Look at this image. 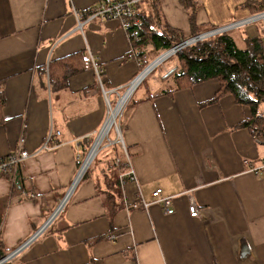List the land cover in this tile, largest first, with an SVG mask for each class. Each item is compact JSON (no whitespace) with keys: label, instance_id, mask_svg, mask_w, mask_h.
Instances as JSON below:
<instances>
[{"label":"crops","instance_id":"0c3cea01","mask_svg":"<svg viewBox=\"0 0 264 264\" xmlns=\"http://www.w3.org/2000/svg\"><path fill=\"white\" fill-rule=\"evenodd\" d=\"M109 1L0 0V157L19 148L35 152L50 129L59 131L51 148L0 175V242L7 253L54 212L103 123L106 105L92 61L105 87L121 90L156 56L151 46L133 51L116 19L92 18L78 28L74 9ZM243 1L195 0L197 28L250 15ZM156 8L159 14L142 6L184 37L191 34L181 0H156ZM230 31L238 47L246 37L264 46V22ZM80 51L90 67L63 87L51 86L49 68ZM175 68L170 60L164 78ZM145 81L120 120L128 167L119 147L118 154L109 146L98 155L62 209L10 264H264V172H248L244 163L264 159V141L238 126L249 108L228 94L209 102L216 79L181 89ZM126 168L135 180L115 187ZM156 188L172 197L171 212L152 202ZM142 199L147 207H133ZM191 201L197 216L189 214Z\"/></svg>","mask_w":264,"mask_h":264},{"label":"trees","instance_id":"16d2710c","mask_svg":"<svg viewBox=\"0 0 264 264\" xmlns=\"http://www.w3.org/2000/svg\"><path fill=\"white\" fill-rule=\"evenodd\" d=\"M181 3L188 12L191 29L188 37L160 22L158 16L145 13L142 9L143 5L154 7L159 14L156 0H140L135 6V15L139 22L137 24L139 39L132 44L133 51L151 46L152 54L158 55L189 37L218 27L210 25L197 28L195 0H181ZM241 6L254 14L264 10V0H244ZM170 60H173L176 66L170 74L173 89L191 87L205 80L216 79L218 90L209 102H214L220 96L228 94L237 104L247 106L249 117L242 120L238 126L247 127L254 138L264 141V46L259 37H246L244 45L238 47L230 32L224 31L190 43L177 50ZM89 67L88 56L83 51L76 52L56 60L48 70V81L53 87H63L69 76ZM102 83L105 86L103 79ZM113 149L115 154L119 153L118 146H111L110 150ZM7 173L11 172L6 171L1 175ZM118 183L116 177L112 184L116 187ZM5 254L7 252L0 242V258ZM2 264H10V262L6 261Z\"/></svg>","mask_w":264,"mask_h":264},{"label":"built area","instance_id":"2783aa9c","mask_svg":"<svg viewBox=\"0 0 264 264\" xmlns=\"http://www.w3.org/2000/svg\"><path fill=\"white\" fill-rule=\"evenodd\" d=\"M139 1L140 0H112L109 2H100V3L88 8L84 11H79L77 9H74V15H75L77 22H78V28L81 29L83 22L85 20L92 19V18L116 19L120 23L121 28L125 31L128 39L132 45L135 41H137L139 39V30L137 27V24L139 22H138L136 15H135L136 14V7L135 6L137 5V3ZM260 20H264V10L260 11V12H256L254 14H250V15L245 16L243 18H239V19L230 21L226 24H223V25H220V26L215 27L213 29H210L208 31L202 32L200 34H197L196 36L189 37V38L183 40L182 42L175 44L174 46L170 47L169 49L163 51L162 54L160 53L161 55L158 58H155L150 63L151 65L148 68H146V69H145V67L142 68L140 70V72L138 74H136L134 76V78L131 79L124 86V89L122 90V92H120V93L116 92V95H115L116 97L114 99H116L117 103H118L127 94V96L125 97V100L123 102V105H124L125 102L129 99V97L133 94L135 89L144 80L145 76L154 67H156L158 64H160L161 62H163L164 60H166L170 56L174 55L177 50L189 45L190 43H193L197 40H200L202 38L212 36V35L224 32V31H230L234 28H238L240 26H243V25H246L249 23H253V22H257ZM92 67L94 68V70L97 74L98 86H99V89L101 92V96H102V98H103V100L107 106L106 116H105V119H104L101 127L95 133V138L93 139V142H92L88 152L86 153L82 162L80 163L78 171H77L69 189L67 190V192L69 190H71V188L74 187V185H76V183L80 180V178L83 176L86 169L88 168L89 164L91 163V161L95 157L96 153L103 146L117 145L119 147L120 151L122 152V157H123V160L125 162V165L127 167L129 165V155H128L127 149H126V147L122 141L121 129L119 130L117 128V123L115 122L117 114L119 113V111H118V113L116 114L114 122L110 125L109 129L104 134H102L101 138L99 139L95 154L93 155V157L88 161L87 165L85 166L87 159H88V157L92 151V148L95 145L99 135L101 134L102 129L104 127V124H105L109 114L111 113V110L114 108L113 107L111 109V107H112L111 106V103H112L111 93L114 91L112 89L107 90L103 87V85L100 81L99 75H98L99 74L98 69H97V67L93 61H92ZM117 103H116V105H117ZM119 122H120V120L118 121V123ZM111 130L115 131L114 139L109 137L110 136L109 132ZM54 133L59 134V131L53 132V130L50 129L46 138H45V142H43V144L41 145L39 150H36L35 152H28L27 150L19 148L18 150L11 152L4 157H0V175L6 171L14 172L15 170H17V168L19 167L21 162L24 161L29 156L36 154L43 149L51 148L52 146H49L48 143L52 140ZM103 141H107V143L105 145L101 146V143ZM22 142H23V138L20 137L19 143H22ZM119 161L120 160L117 158L116 162L118 163ZM244 163L246 165V170L248 172L255 173V174H260V173L264 172V159L259 160L257 162H250L248 160H244ZM134 180H135V175H134V172L131 170V168H126L125 171H122L118 174V182H119L120 187H123L126 184V182H130V181H134ZM151 195L153 197L152 202L160 203L163 206V209L166 213L171 212V210L169 209L168 206L170 205V201H171L172 197L161 195V189H159V188H156L154 191H152ZM61 203H62V200L59 202V204H61ZM59 204H58V206H59ZM139 204H140V206L142 205L143 207H147L149 202H146L142 199L139 202L134 203L133 207H137ZM62 207L60 205L59 211L62 209ZM188 211H189V214L191 216H197L199 213L196 205L192 201L190 202V204L188 206ZM42 230L39 229L36 232H34V234L28 240H26L23 243L24 245L21 244L20 246L23 245L22 246V248H23L27 244L26 242H30L33 239H35L41 233ZM108 237L113 238V235H109ZM14 255L10 256L5 261H0V264L10 260Z\"/></svg>","mask_w":264,"mask_h":264},{"label":"rangeland","instance_id":"374dc122","mask_svg":"<svg viewBox=\"0 0 264 264\" xmlns=\"http://www.w3.org/2000/svg\"><path fill=\"white\" fill-rule=\"evenodd\" d=\"M264 21H262V20H260V21H258V22H253V23H249V24H258V23H263ZM247 25V24H246ZM246 25H243V26H246ZM243 26H240V27H243ZM240 27H238V28H240ZM231 33H232V31H230ZM234 32V31H233ZM215 35H217V34H215ZM213 36V35H212ZM162 53V52H161ZM152 55H154V54H151V57H153ZM159 55V54H158ZM158 55H156L155 57H153L151 60H146L147 62L145 63V66L147 65V64H149L153 59H155ZM174 55H172V56H170L169 58H167L166 60H164L163 62H161L160 64H158L156 67H154L146 76H145V79H146V81H145V84H147L149 87H153V86H155V87H160V88H167V87H169L171 84H173L172 83V80L171 79H169V80H167L168 79V77H166V78H164V76L166 75V73H167V69H168V66H169V62H170V58L171 57H173ZM144 66V67H145ZM99 72V71H98ZM99 75V78H100V81H101V83H102V78H101V76H100V74H98ZM169 76H171V75H169ZM171 78V77H170ZM97 84H98V80H97ZM102 85H103V83H102ZM103 87L105 88V89H107V90H111V89H108V88H106L104 85H103ZM124 89V86L121 88V90H119V89H116V88H114V89H112L114 92H112L111 93V100H112V103H111V109L113 108V107H115V105H116V103H117V100L116 99H112V94L114 93L115 95H116V92L117 93H120V92H122V90ZM137 93L139 94L140 93V89H138V91H137ZM133 95V94H132ZM132 95L129 97V99L125 102V104L122 106V108L119 110V113L117 114V117H116V120H115V122L117 123V128L120 130V129H122V125H121V121H120V124L118 123V121L119 120H121V118L123 119L124 117H122V116H124L123 114H124V112H125V108H126V106H127V104H128V102H129V100H130V98L132 97ZM116 97V96H115ZM114 97V98H115ZM105 103V102H104ZM105 105H106V103H105ZM106 110H107V106H106ZM110 112V111H109ZM105 116H106V114H105ZM105 119V118H104ZM104 121V120H103ZM101 127V126H100ZM99 130V129H98ZM97 130V131H98ZM109 137L110 138H113L114 139V137H115V131L114 130H111L110 132H109ZM95 138V135L93 136V139ZM92 142H93V140H92ZM107 143V141H103L102 143H101V146H103V145H105ZM92 144V143H91ZM91 146V145H90ZM111 147V146H110ZM109 151V146H103L101 149H99V151L97 152V154L95 155V157L93 158V160L91 161V163L97 158V156L98 155H100L101 153H107ZM108 154V153H107ZM83 158H84V155L83 156H81L80 158H79V160H80V163L82 162V160H83ZM90 163V164H91ZM89 164V165H90Z\"/></svg>","mask_w":264,"mask_h":264},{"label":"bare ground","instance_id":"6f19581e","mask_svg":"<svg viewBox=\"0 0 264 264\" xmlns=\"http://www.w3.org/2000/svg\"><path fill=\"white\" fill-rule=\"evenodd\" d=\"M126 96H127V94H126V95H125V96H124V97H123V98L117 103V105L111 110V113L109 114V116H108V118H107V120H106V122H105V124H104V127H103V129H102V132H101V134L99 135V137H98V139H97L95 145H94L93 148H92V151H91V153H90V155H89V157H88V159H87V162H86L85 166L87 165L88 161H89V160L93 157V155L95 154V152H96V147L98 146V141H99V139L101 138L102 134H104V133L109 129L110 125L114 122L115 117H116V114L118 113L119 109L122 107L123 102H124ZM70 192H71V190L69 191V193H70ZM68 195H69V194H68ZM65 201H66V200H65ZM65 201H63V202L61 203V207L64 205Z\"/></svg>","mask_w":264,"mask_h":264},{"label":"water","instance_id":"95a60500","mask_svg":"<svg viewBox=\"0 0 264 264\" xmlns=\"http://www.w3.org/2000/svg\"><path fill=\"white\" fill-rule=\"evenodd\" d=\"M162 54V53H161ZM161 54H159L156 58H158ZM154 60V59H153ZM152 60V61H153ZM151 61V62H152ZM150 62V63H151ZM147 64L146 66H145V69L146 68H148L151 64ZM144 69V70H145ZM75 186V185H74ZM74 187H72L71 188V190L73 189ZM70 191V190H69ZM69 191L68 192H66V194H65V196L62 198V202L63 201H65L66 199H67V197H68V194H69ZM60 205L61 204H59V206L55 209V211L47 218V220L44 222V224H43V226L40 228V230H42V229H44L47 225H48V223L52 220V218L58 213V211H59V209H60ZM26 243H28V242H26ZM25 243V244H26ZM24 245V244H23ZM22 245V246H23ZM22 246H19L17 249H15V250H13V251H11V252H9V253H7V254H5L4 256H2L1 258H0V261H5V260H7L10 256H12V255H14V254H16L21 248H22Z\"/></svg>","mask_w":264,"mask_h":264}]
</instances>
